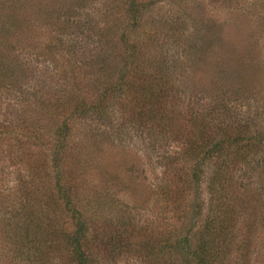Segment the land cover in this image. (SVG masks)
I'll list each match as a JSON object with an SVG mask.
<instances>
[{"label":"rangeland","instance_id":"1","mask_svg":"<svg viewBox=\"0 0 264 264\" xmlns=\"http://www.w3.org/2000/svg\"><path fill=\"white\" fill-rule=\"evenodd\" d=\"M91 1L96 4L94 10L91 9ZM128 1L30 0L21 3L22 6L14 1L13 5L17 8L13 10L0 5V15L4 19H30L29 23L20 24L24 25V30L28 24L31 30V33L27 31L28 37L14 35L10 38L15 49L7 53L13 56V63L18 61L15 55L19 46L21 48L18 55V62L22 63L17 73L21 76L19 84L0 86V130H3L0 133V264H74L71 254L64 252L65 247L59 238L49 243V239L58 235L54 224L59 228L70 226L61 202L53 200L58 196L55 188L57 171L61 175L60 180L77 191L79 205H86L87 201L107 205L105 214L110 216L107 222L96 223L98 239L105 233L113 234L124 221L134 225L124 231L130 244L121 254L113 252L114 255H110L105 246L97 247V241L90 237L88 245L95 253L92 264H181V259L168 257L169 253L161 247L163 233L160 231L166 227L170 218L167 216L171 215L173 208V204L168 202V195L182 191V195L175 193L176 200L187 207L186 198L193 193L184 184L189 180L186 173L191 164L184 163L182 159L186 152L184 139L191 135L193 122L201 121L198 116L204 113L206 106L201 110L200 105H194L190 112L188 103L192 102L196 93H213L211 88L216 86L215 82L226 81L225 84L234 85L240 77H251L260 97H264V0H155L154 4L142 10V19L150 27L151 19H161L163 24L153 26L157 29L155 35H140L137 49L143 57L149 58L147 60L167 54L164 61L170 66L174 84L185 86V98L181 102L176 98H183L178 90L167 103L166 115L162 118L164 122L159 120L160 127L149 131L151 125H148L147 112L141 108L146 92L142 89L154 85L158 75L151 68L145 75L139 74L138 69L135 73L134 67L132 73L127 72L125 76L130 80L123 84L122 93L110 96L112 111L105 121L91 117L71 121L70 145L62 155L60 169L53 168L50 140L55 127L61 122V113L56 118H49L50 113L55 111L56 103H62L65 96L72 95L69 90L73 88L70 76L78 69L71 67L72 61L64 56V50H53L60 44L58 47L54 44L50 31L52 24L43 23L42 19L75 17L74 22L86 24L95 21L93 19L99 21L100 12H106L109 19L118 16V19H127L124 9ZM82 31L90 37L82 38L80 45L78 38L73 40L78 48V59H73L74 63L85 59V67H88L99 54H106L110 60L109 72L116 75L124 70L121 65L123 45L118 36L115 35L113 42L102 48L98 44L100 32L96 31L92 36V30L88 32L84 28ZM187 39L192 47L186 46ZM167 40L170 41L165 46L160 44L156 47V43ZM111 53L117 60L112 59ZM88 75L100 79L92 67ZM99 84L87 81L80 86L93 93ZM162 85L167 90L170 88L167 83ZM199 102L202 103V100ZM179 109L181 114L178 116ZM196 111L200 113L194 120ZM186 116L193 118V122L184 123ZM8 121L10 123L6 124ZM105 133L115 138L106 141L102 136ZM215 136L220 137V134ZM172 154L176 156L170 160L168 157ZM211 169L205 167L200 180L194 182L200 192L199 216L207 212L209 195L206 185ZM261 178L263 188L258 190L260 195L256 203L250 198L257 196L251 185L250 192L242 190L245 197L252 201L248 218L255 213L263 215L262 220L251 224L257 253H254L251 264H264V172ZM242 182L246 181H236V191L240 194L239 185ZM49 199L51 202L47 203ZM32 209H42L45 216L42 224L30 221L33 224L29 227L41 228L38 232L48 236L40 238L41 251L34 248V252L25 253L20 246L25 242L18 236L12 238L16 235L4 234L1 226L5 217L14 218L16 214L22 218ZM86 210L90 213V206ZM33 216L41 218L37 211L33 212ZM47 217L51 219L48 221ZM241 224L242 221L238 226ZM139 226L142 230L137 233ZM227 251V264H236L237 247L234 243L227 246Z\"/></svg>","mask_w":264,"mask_h":264},{"label":"trees","instance_id":"2","mask_svg":"<svg viewBox=\"0 0 264 264\" xmlns=\"http://www.w3.org/2000/svg\"><path fill=\"white\" fill-rule=\"evenodd\" d=\"M14 1H18L22 6L21 3L30 0H2L0 5H5L6 8L13 10V8H17L13 5ZM92 2L91 9L94 10L96 4L94 1H91V4ZM155 2V0H129L124 9L127 19H118L120 16L116 19H109L106 12H100L101 19L99 21L93 19L95 21L92 22L90 19L91 22H85L86 24L79 21L74 22L75 17L61 20L42 19L43 23L52 24L50 31L54 38V44L57 47L60 44L58 48H53V50H64V56L72 61L71 67L74 70L78 69L70 76L73 88L70 87L69 90L72 95L65 96L62 103H56L54 106L55 111L50 113L49 118H56V115L61 113V118H59L61 122L55 127L54 135L50 140V159L53 168L60 169L62 155L70 145L71 121L86 117L105 121L110 114L109 112L112 111L111 105H113V102L110 101L112 95L116 96L122 93L123 84L130 80L125 76L127 72L131 74L134 67L135 73L138 69L139 74L145 75L149 73L148 68H151L158 75V81L154 85L151 84L148 88L142 89L146 92L144 100H142L145 103H141V108H145L147 112L145 113L149 122L147 123L151 125L149 131L160 127L161 122L159 120L164 122L162 118H165L167 103L171 97L177 94L178 90H180L178 93H181L180 95L183 98L178 96L176 98L180 102L185 98V86L174 84L175 79L169 69L170 66L164 61L167 54H163L159 58L155 56L153 60H147L149 58L143 57L137 49V41L140 35H155L157 29L153 26L163 24L161 19H151L150 27L146 26L145 19H142V10ZM4 18L0 15V86L9 85L13 87L20 82L21 76L20 73H17L22 63L18 62L20 59L18 55L21 54L20 46L19 51L17 50L18 53L15 55L18 58L17 62L13 63V56L7 53L15 49L11 46L14 42L10 38L14 35L28 37L31 30H29L27 24L25 31L22 24L29 23L30 19ZM84 28L88 32L92 30V36L96 34V31L100 32L98 44L102 48L113 42L115 35L118 36L121 45H123V58H121L123 59L121 61V65L124 67L123 72L119 71L116 75L112 71L109 72L110 68L108 66L110 65L108 63L110 60L106 57V54H99L100 56H97L95 60L93 59L88 67H85L87 65L85 59L73 62V59H78V48H76V42H73V40L78 38L80 45L83 42L82 38L89 39L90 37L82 31ZM169 41L155 42L156 47H159L160 44L163 47ZM192 45L187 39L186 46L192 47ZM48 52L50 53V50ZM113 54L111 53L112 57H114ZM112 59L117 60L115 57ZM154 60L158 61L153 63ZM91 67L94 69L95 74H99L100 79H93L88 75ZM226 78L229 82V77L226 76ZM87 81L91 83L94 81L99 82L98 87L96 86L97 91L95 90L92 93V91L83 90V86L80 85L87 83ZM225 82H215L214 85L216 86L211 88L213 93L209 95L201 93L200 95H197L198 93L193 95L192 102L188 103L190 112L194 105H200L201 110L206 106L204 113L198 116L200 122H193V118L197 120L196 115L200 113L198 111H196L195 117L188 118L186 116L183 120L184 123L193 122L191 135L184 139L186 152L184 151L185 155L183 153L182 156L184 163H191L186 173L189 180L184 181V184L186 183L185 187L192 190L193 193L188 194L186 198L187 207L180 205L179 201L176 200V194L182 195V191L180 193L176 191V194L170 193L168 195V202L173 204V208L170 210L171 215L167 216V218H170L166 221V227L160 231L161 234L163 233L161 247H164L165 252L169 253L168 257L176 256L175 258H178L179 261L181 259V264H227L226 259L229 256L227 246L233 243L237 247L236 264H251L254 262L256 239L251 234V224L255 220H262L263 215L255 213L256 215L253 214L251 218H248L250 215L248 209L252 201L245 197L246 195L243 194L242 190L250 192L249 187L251 185L253 191L258 193H256L258 197L253 195L250 197L256 203L260 195L258 190L263 188L261 177L264 172V164L261 162L264 163V97H260L255 81L251 77H240L234 85H228ZM163 83H167L170 88L165 89ZM201 100L202 103L199 102ZM180 114L181 110L179 109L178 116ZM21 116L24 117L25 115L22 114ZM9 123L10 121L6 124ZM164 124L166 126L167 122ZM177 132L178 130H176L175 136ZM0 133H3V130H0ZM216 134H220V137H216ZM102 136L106 141H112L115 138L113 135L106 133ZM175 156L176 154H172L168 158L172 160ZM209 165L212 169L206 185L209 195L208 208L204 216L203 214L199 216L201 203L199 204L198 200L200 192L194 182L200 180L201 174L205 172V167L211 168ZM246 165H249V168ZM57 173L55 188L58 196H55L53 200L61 202V206L70 220V226L59 228L54 224V229L58 235L55 238L50 236L49 243L59 238L65 247L64 252L68 251L71 254L74 264H92L95 253L88 245L90 237H94V240L97 241V247L105 246L110 255H114L113 252L121 254L130 244V239L124 236V231L134 225L124 221L113 234L105 233V236L98 239L96 223L106 221L110 217L105 214L107 205L99 201H94L91 204L90 201H87L86 205H79L76 201L77 191L61 181L59 171ZM236 181H246L242 182L243 185H239L241 194L236 191ZM185 195H187L186 191ZM53 200L52 204H54ZM46 202H51V200L49 199ZM89 206L90 213L86 210V207ZM179 207H183L181 211L178 210ZM35 211L40 215V219L33 216ZM44 216L42 209H32L30 214H26L22 218L16 214L14 218L5 217L1 228H3L4 234L16 235L12 238L18 236L21 241L25 242L20 244V246H23L21 249H24L25 253L34 252V248L41 251L40 238L48 235L38 232L41 228L33 229L29 226L33 224L30 221H34L35 224H42ZM125 218L129 219V216L125 215ZM50 219V217H47L48 221ZM241 221L240 227L238 223ZM140 230L142 228L139 226L137 233ZM149 240L151 241V239ZM37 241L38 244H36ZM170 264L179 263L172 262Z\"/></svg>","mask_w":264,"mask_h":264}]
</instances>
